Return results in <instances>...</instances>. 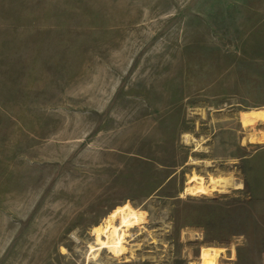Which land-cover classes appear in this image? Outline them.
<instances>
[{
	"label": "rangeland",
	"instance_id": "374dc122",
	"mask_svg": "<svg viewBox=\"0 0 264 264\" xmlns=\"http://www.w3.org/2000/svg\"><path fill=\"white\" fill-rule=\"evenodd\" d=\"M0 264H264V0H0Z\"/></svg>",
	"mask_w": 264,
	"mask_h": 264
},
{
	"label": "bare ground",
	"instance_id": "6f19581e",
	"mask_svg": "<svg viewBox=\"0 0 264 264\" xmlns=\"http://www.w3.org/2000/svg\"><path fill=\"white\" fill-rule=\"evenodd\" d=\"M187 193H194V190H191L190 188H187Z\"/></svg>",
	"mask_w": 264,
	"mask_h": 264
}]
</instances>
